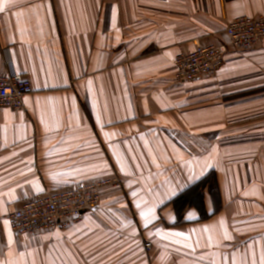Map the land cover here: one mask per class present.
Segmentation results:
<instances>
[{"label":"crops","instance_id":"0c3cea01","mask_svg":"<svg viewBox=\"0 0 264 264\" xmlns=\"http://www.w3.org/2000/svg\"><path fill=\"white\" fill-rule=\"evenodd\" d=\"M244 16L264 0H0V74L32 87L0 108V264H264V40L213 77L174 64ZM208 175V217L178 221ZM114 178L67 227L13 232L25 203Z\"/></svg>","mask_w":264,"mask_h":264},{"label":"built area","instance_id":"2783aa9c","mask_svg":"<svg viewBox=\"0 0 264 264\" xmlns=\"http://www.w3.org/2000/svg\"><path fill=\"white\" fill-rule=\"evenodd\" d=\"M225 30L227 43L199 46L194 52L178 55L174 59L177 80L186 82L213 77L222 67L230 47L243 51L259 44L264 40V16L239 17L231 21ZM31 88L30 81L10 65L6 74H0V108L22 110L24 99ZM119 185L120 179H108L49 193L29 201L9 215L12 230L22 236L67 227L79 220L84 212L95 209L107 189ZM146 245L151 246L150 243Z\"/></svg>","mask_w":264,"mask_h":264},{"label":"trees","instance_id":"16d2710c","mask_svg":"<svg viewBox=\"0 0 264 264\" xmlns=\"http://www.w3.org/2000/svg\"><path fill=\"white\" fill-rule=\"evenodd\" d=\"M215 185L214 176L208 175L176 196L171 201V204L176 211L178 221L181 222L183 220L185 211L189 208H196L199 211L200 218L206 219L208 214L204 205L205 193L208 190L209 193L213 194L216 188Z\"/></svg>","mask_w":264,"mask_h":264}]
</instances>
